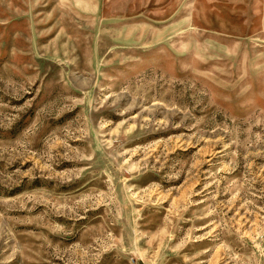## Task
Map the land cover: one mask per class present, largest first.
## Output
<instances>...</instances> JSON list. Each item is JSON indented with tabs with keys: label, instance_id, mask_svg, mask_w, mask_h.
I'll use <instances>...</instances> for the list:
<instances>
[{
	"label": "rangeland",
	"instance_id": "1",
	"mask_svg": "<svg viewBox=\"0 0 264 264\" xmlns=\"http://www.w3.org/2000/svg\"><path fill=\"white\" fill-rule=\"evenodd\" d=\"M0 264H264V0H0Z\"/></svg>",
	"mask_w": 264,
	"mask_h": 264
}]
</instances>
